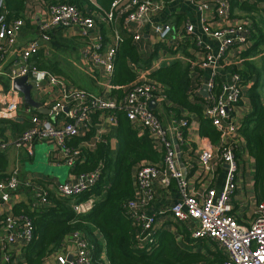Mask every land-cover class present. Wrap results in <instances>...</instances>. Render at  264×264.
<instances>
[{"label":"built area","instance_id":"built-area-1","mask_svg":"<svg viewBox=\"0 0 264 264\" xmlns=\"http://www.w3.org/2000/svg\"><path fill=\"white\" fill-rule=\"evenodd\" d=\"M167 0H114L111 8L99 15L101 20L114 23L121 16L129 22L141 21L152 12L164 7ZM197 3L199 9L206 8L200 0H191ZM5 1L0 0V56L9 52L17 42L24 27V20L7 17ZM217 14L220 18L228 20L231 15L229 0H219ZM75 29L85 40L83 56L92 66L103 69L111 78L117 51L122 37L113 28L112 40H106L103 33L96 29V19L84 14L79 8L70 3H57L48 6L45 18L40 21L37 37L31 40L22 50V60L4 71L11 81L8 90L0 89V119H14L19 116L23 96L13 88V81L22 76H28L33 88L39 92L51 89L52 104L49 108L55 115L63 114L62 120L54 123L52 120L42 118L38 114L31 117V126L22 132L15 141L17 147L26 148L29 155L34 154L36 141L48 140L53 143L57 154L69 167H74L81 157L83 150L69 144L73 137L88 131L91 127L92 115L97 111H112L124 109L127 117L135 124L142 126L152 136L154 141L163 148V160L160 166L147 165L139 169L136 174L137 197L126 204L127 212L132 219L141 224L140 239L142 243L152 244L153 230L156 228V215L141 210L140 205H149L155 200L154 181L168 188L172 181H176L181 198L171 207L172 216L179 223L192 221L196 228L192 230L194 238H208L216 241L224 250L226 260L223 264H264V201L258 205L254 220L242 223L233 214V197L238 190V174L240 171L236 153L241 151L243 145L239 137L240 123L235 119V108L242 101L244 82L239 72L231 74L230 80L225 82L216 91L215 85H207L205 97V115L212 125L220 132V141L215 147L205 139L200 149L199 160L203 171L211 178L207 190L199 198L189 188L188 179L181 167L179 155L186 142L185 131L189 121L182 118L172 126L165 125L155 110L150 108V101L161 97L162 88L151 80H139L124 98L118 100L108 96L106 92H92L85 88L73 86L58 74L39 68L31 61L42 48L43 44L51 40V33L58 29ZM193 26H187V32L193 31ZM249 23L243 21L234 25H225L213 30L203 25V30L219 42L216 53L207 54L200 63L202 69H213L227 56L231 47L237 45L248 48L250 34ZM153 33L161 42L169 39L172 25L169 23H156ZM135 41L142 36L135 31ZM50 49L46 48L48 54ZM241 52V51H239ZM240 56V55H239ZM242 61V60H241ZM107 89H111L109 84ZM67 108V111L64 109ZM110 120L116 122V117L110 114ZM103 137L98 134V140ZM7 143L2 142L1 148ZM214 155L225 166V183L222 189L212 185L215 176L213 164ZM100 171L76 173L65 182L56 186L57 194L73 197L82 194L99 180ZM25 189L33 195V205L48 202V190L38 187L30 179H21L19 170L14 169L8 176L0 180V212L6 235L0 238V256L5 264H25L21 259L9 254L10 246L15 243L23 247L34 238L35 226L33 220L25 213L9 212L13 194ZM93 200L89 199L74 205L78 213H85L92 209ZM75 239L74 250L69 254H58L59 264H93V253L89 240L79 231L72 233ZM71 256V259H69Z\"/></svg>","mask_w":264,"mask_h":264},{"label":"trees","instance_id":"trees-1","mask_svg":"<svg viewBox=\"0 0 264 264\" xmlns=\"http://www.w3.org/2000/svg\"><path fill=\"white\" fill-rule=\"evenodd\" d=\"M9 20L22 18L29 0H4ZM46 6L57 3H70L84 14L97 19V14L104 15L114 0H40ZM231 17L240 18L249 23V47L242 53V68L238 69L244 84L252 81L247 90L251 105L250 111L240 124L239 132L245 149L255 164V184L260 187L264 182V0H229ZM104 32V25L101 24ZM132 35L123 37L117 51L114 71L110 78V96L120 100L139 81V70L143 63ZM258 59H252L257 57ZM31 61L37 67L48 69L57 74L62 69L57 62H52L45 51L40 50ZM152 82L162 88V96L168 110L178 120L183 118L182 111L203 116V106L191 99L189 66L181 61L162 66L149 74ZM201 101L204 99L201 98ZM35 110V109H34ZM39 116H43L36 112ZM113 114L118 127L119 149L116 157L112 156L109 139L105 136L88 150L82 147L81 157L74 167L75 173L100 171L95 185L78 196L58 195L48 188L46 204L20 203L14 213H25L34 223L33 240L23 247L26 264H43L59 250L63 241L74 232H81L90 242L93 264H198L210 260L194 250L189 230L186 225L172 222L175 231L166 228L152 232L154 242L142 243L140 239L141 224L132 219L126 204L137 197L135 177L140 168L158 165L162 161V152L150 133L141 132L127 117L124 109L103 111ZM0 124L23 132L31 122L14 119H0ZM4 127L0 128L2 134ZM95 129L84 137H74L71 144L79 146L95 135ZM200 133L218 141L220 132L206 118H201ZM239 159V158H238ZM8 175H5V177ZM4 177H2L3 179ZM93 200V207L85 213H78L74 205L86 200ZM183 238V239H182ZM104 254V255H103ZM105 256V257H104ZM223 264L226 256L216 259ZM108 262V263H107Z\"/></svg>","mask_w":264,"mask_h":264},{"label":"crops","instance_id":"crops-1","mask_svg":"<svg viewBox=\"0 0 264 264\" xmlns=\"http://www.w3.org/2000/svg\"><path fill=\"white\" fill-rule=\"evenodd\" d=\"M200 1L204 2L207 7L201 10L197 3H193L191 0H167L162 9L150 13L138 22H129L125 16H121L114 23H110L109 21H102L99 14H97L96 29L103 33L106 40L113 39V33L115 30L113 28L114 26H116V30L119 35H121L122 39L128 35L133 36L136 29L140 32L142 38L139 41L134 42L143 63L146 64H143L139 70V80L152 81L149 77V74L152 71L162 66L170 65L176 61H181L189 66L191 82L188 88V93L191 96V99L203 106L202 117L210 121L204 112L206 101L202 94L203 86L212 83L215 85L216 91H219L220 87L230 80L231 74L239 72L238 69L242 68L243 63L241 57L247 47L245 45L240 49L235 45L234 47H231L227 56L224 57L213 69L200 68V63L206 58L207 54L216 53L219 48L218 40L206 33L203 30V25L206 24L210 26L211 29L216 30L225 25L239 23L242 21L240 17L244 16L243 12L237 11L236 9L235 14L240 15L238 18H233L231 16L228 20L220 18L217 14L219 0ZM47 10L48 6L40 0H29L27 2L22 17L25 22L24 27L15 45L11 47L9 52L4 56H0V69L6 71L10 66L21 62L22 50L31 40L37 37L38 24L45 18ZM102 23L104 25V32L101 30ZM156 23H169L172 25V33L168 40L161 42L154 35L152 29ZM189 25L194 27L193 31L190 33L187 32V26ZM76 40H80L81 42L77 47V51L72 52L71 57L65 54L62 56L57 55V52L59 51L56 52L54 46L56 47L57 45L58 49L61 51L63 49L68 50V46L71 45L70 42ZM250 44L251 42L248 43V45ZM84 45L85 40L80 36L77 30L58 28L51 33V40L48 44L44 43L41 50L45 51L46 48L50 49L47 56L52 62L58 63L59 67L62 69V73L58 75L66 79L68 83L96 93L106 92V94L110 96V89H107L110 84V77L103 69L92 66L89 60L83 56ZM64 60H66L68 67H66ZM251 82L252 81L244 84L242 101L235 108V119L240 124L245 115L251 109L247 92L245 93V88L248 89ZM10 87V79L5 75H0V89L8 90ZM50 91L51 89H47V91L44 90L43 92H39L33 89L32 95L36 100L42 101L45 107H50L53 102V93L51 94ZM201 98L204 100L201 101ZM155 101L156 106L153 110H155L165 125L172 126L179 121L166 107L162 95L160 98L155 99ZM23 103L20 105L21 107L18 116L21 120L18 121L28 123L31 122V117L34 114H37V111L31 107L25 106ZM182 114L183 118H186L189 121V127L185 131L186 142L182 146L181 154L179 155L180 164L188 179L191 193L193 192L199 198H202V194L207 190L211 178L203 171V167L199 160L200 149L205 143V139L210 141L216 147L220 138L218 141H212L210 138L203 136L200 133L201 116L187 111H182ZM46 117L54 123H58L62 120L63 114L42 116V118ZM91 121L90 129L80 134L78 137H84L93 129L96 131L95 135L86 141H82L78 147L81 149L82 147H85L88 150L94 149L98 142V134H102L109 139L112 156L116 157L119 149L117 123L112 122L110 116H106L101 111L95 112L92 115ZM134 125H136L141 132L143 131L142 126L135 123ZM1 127L3 128L4 125L0 124V128ZM3 130V134L0 130V144L6 142L7 146L6 148L0 147V180L2 177H5V175L10 174L17 168L21 179H30L36 186L44 187L45 189L50 188V190L57 194L56 186L76 174L72 170L73 168L65 167L66 163L62 161L61 155L57 154V150H55L52 142L48 140L36 141L34 144V154L29 155L26 148L17 147L15 145V141L22 134L21 132L14 131L8 126H5ZM151 137L155 139L154 136L151 135ZM239 137L243 147L241 151L236 153L240 171L237 180L238 190L233 197L232 202L233 214L239 219V221L244 223L254 220L257 215L258 205L264 201V182L260 187L256 186L254 178V160L245 149V143L242 141L243 138L240 132ZM72 139L69 140V144L74 146L70 143ZM44 142L47 145L53 146L54 149L49 151L48 157L36 161V147L46 146V144H43ZM157 148L162 152V155H164L162 146L157 144ZM26 154L31 162L29 171L24 162ZM240 158L243 163H240ZM212 161L215 168V176L212 178V185L217 189H222L226 178L225 166L220 165V162L215 155ZM161 164L162 161H160L158 166ZM153 186L155 190V200L149 205L141 204L140 208L141 210H146L149 214L156 215L157 229L166 228L175 231V226L172 222H176L179 225L182 224L176 221L171 213V207L181 198L176 181L173 180L169 187L165 188L160 184L159 180H155ZM30 201H33V195L25 189H20L13 194L9 207L10 209L8 210L13 213L16 205L20 203H30ZM3 212H6V209ZM3 212H0V238L6 235L2 220ZM183 224L187 226L190 238L193 239L191 244L194 245V250L198 253H202L210 260H215L212 264H217L218 261L216 259L220 260V257L226 256L223 248L216 241L208 238H194L192 236V230L196 228V223L189 221ZM74 244V237L69 235L63 241L61 248L53 253L43 264H59L57 261V255L65 253L70 254L74 250ZM9 248V254L21 259L26 264L22 245L15 243ZM0 264H5L3 263L2 256H0ZM198 264H207V261H202Z\"/></svg>","mask_w":264,"mask_h":264},{"label":"water","instance_id":"water-1","mask_svg":"<svg viewBox=\"0 0 264 264\" xmlns=\"http://www.w3.org/2000/svg\"><path fill=\"white\" fill-rule=\"evenodd\" d=\"M13 88L22 94L23 102H24L23 104L25 106L35 109L39 114L44 115V116L53 115L56 113L51 108L45 107L42 101H38L33 97L32 93H33L34 88H33L32 83L29 82L28 76H22V77L16 78L13 81ZM202 94L205 97L207 96V85L203 86ZM155 106H156V101L151 100L150 108L154 109ZM64 111H67V108H65ZM15 120L18 121V120H21V118L16 117ZM69 259H71V256H69Z\"/></svg>","mask_w":264,"mask_h":264},{"label":"rangeland","instance_id":"rangeland-1","mask_svg":"<svg viewBox=\"0 0 264 264\" xmlns=\"http://www.w3.org/2000/svg\"><path fill=\"white\" fill-rule=\"evenodd\" d=\"M80 42H81L80 40L71 41L70 42L71 45L68 46V50L67 49H63L61 51V50L58 49L57 45H56V47L54 46V48H55L56 52L59 51V52H57V55L62 56L63 54H65V55H69L71 57L72 52L73 51L74 52L77 51V47L80 45ZM80 53H81V51H80ZM53 57H54V54H53ZM252 59L256 60V59H258V56L257 57H253ZM64 61H65L66 67H68L66 60H64ZM247 90L248 89L245 88V93L247 92ZM43 144L45 145L46 143L44 142ZM52 149H54L53 146L47 145V144H46V146H43V147H38V148L36 147V154H35L36 161L39 160V159H43L45 157H48L49 156V151L52 150ZM24 160H25L24 162L26 163V168H28L27 170L29 171L30 170L29 167L31 166V162H30L27 154L25 155ZM240 163H243L241 158H240ZM65 167L69 168V166L66 165V164H65ZM248 173H249V171H248Z\"/></svg>","mask_w":264,"mask_h":264}]
</instances>
